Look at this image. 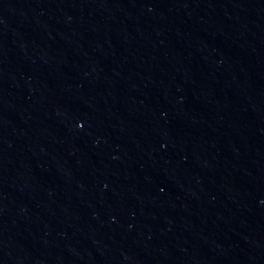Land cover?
<instances>
[{"label":"water","instance_id":"1","mask_svg":"<svg viewBox=\"0 0 264 264\" xmlns=\"http://www.w3.org/2000/svg\"><path fill=\"white\" fill-rule=\"evenodd\" d=\"M0 264H264V0H0Z\"/></svg>","mask_w":264,"mask_h":264}]
</instances>
